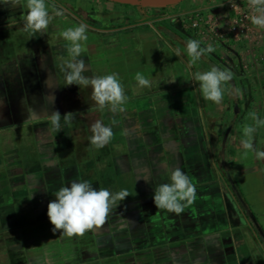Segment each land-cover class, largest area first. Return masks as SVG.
Here are the masks:
<instances>
[{"label":"crops","instance_id":"obj_1","mask_svg":"<svg viewBox=\"0 0 264 264\" xmlns=\"http://www.w3.org/2000/svg\"><path fill=\"white\" fill-rule=\"evenodd\" d=\"M223 1L46 0L50 14L52 5L66 11L44 32L47 47L38 59L27 53L35 34L24 31L21 17L26 9L0 5V63H10L0 68V100L7 95L8 103L2 108L0 102V230L10 264L16 263L8 239H17L12 247L19 249L23 264H264V243L254 235L253 221L220 171L222 143L230 130L226 142L230 174L250 205L248 194L258 184L254 176H264L254 154L244 155L239 141L243 127L253 123L251 114L264 119V62L260 60L264 44L251 56L248 70L241 67L239 46L211 44L215 51L191 66L186 52L188 40L200 41L201 48L209 44L185 25L184 14L196 10L221 14ZM81 22L88 25L80 57L88 67L83 74L117 73L128 97L123 113H112L107 107L101 111L91 99L90 87L64 86L59 58H67V42L60 33ZM17 34L23 44L17 42ZM32 61L39 63L41 85L30 83ZM212 67L233 73L234 84L222 85L219 105L206 101L193 79L196 72ZM137 72L159 82L158 86L138 88ZM27 93L57 94L58 101L42 102L37 107L44 111L33 114L25 99L20 105L15 101L14 95ZM48 109L62 115L58 133L50 130ZM69 112L75 115L70 126L63 120ZM97 120L114 133L101 149L89 139ZM19 124L35 127L29 141L25 131L14 130ZM31 143L33 151L28 148ZM255 147L264 150V127L255 134ZM105 159L106 167L123 182L134 184L136 198L119 203L103 226L82 237L53 232L47 206L56 200L55 191L70 187L72 180L94 181ZM210 166L216 172L214 181H210ZM175 167L189 176L197 190L194 202L179 215L157 209L153 201L155 187L170 183L169 170ZM263 201L264 197L256 206L264 207ZM255 216L264 230V213Z\"/></svg>","mask_w":264,"mask_h":264},{"label":"clouds","instance_id":"obj_2","mask_svg":"<svg viewBox=\"0 0 264 264\" xmlns=\"http://www.w3.org/2000/svg\"><path fill=\"white\" fill-rule=\"evenodd\" d=\"M232 4V0H229ZM0 5L10 8L20 7L26 9L22 14L24 31L32 34H43L55 17L65 14V9L52 5V14L46 5V0H0ZM250 10V23L257 30H264V0H247ZM235 7L234 4H232ZM88 25L80 23L78 26L69 27L60 33V36L67 42V58L60 57V68L64 73L65 85H77L80 88H91V99L98 108L103 111L106 107L112 113H123L126 111L128 97L120 82L117 73L107 75L85 76L83 73L88 70L84 59L80 58L85 51L82 44L87 41ZM215 48L209 44L201 48L200 41L188 40L186 52L190 58L189 65L195 64L205 53L214 52ZM180 50H175L179 56ZM233 73L230 70H221L212 67L205 72H196L193 79L199 82L203 98L219 105L223 100L224 89L222 85L231 81ZM137 87L151 88L154 83L142 73L137 72L134 77ZM175 80L171 81L174 82ZM239 94V89L236 90ZM61 114L54 111L49 115L50 130L56 133L62 130ZM75 118L74 113H65L63 120L65 125H71ZM252 124L245 125L242 129V138L239 147L244 155L253 153L257 161H264V150L255 147V134L258 129L264 127V119L259 118L255 113L251 114ZM92 136L90 144L96 149L105 147L113 139L114 133L111 126H105L102 121L97 120L91 125ZM239 163V158L236 159ZM146 182L149 177L140 176ZM170 183L160 184L155 187L153 201L157 209L166 210L169 213L181 214L185 207L194 202L197 190L189 176L180 167L169 170ZM56 200L49 202L47 216L53 225V232L59 231L62 236L72 238L82 237L86 232L98 229L103 226L109 214L119 206L120 201L131 195L127 189L118 192H111L107 188L96 189L87 181L72 180L69 186H61L54 193ZM126 222H132L126 219Z\"/></svg>","mask_w":264,"mask_h":264},{"label":"rangeland","instance_id":"obj_3","mask_svg":"<svg viewBox=\"0 0 264 264\" xmlns=\"http://www.w3.org/2000/svg\"><path fill=\"white\" fill-rule=\"evenodd\" d=\"M47 39H48V36H46L44 33L43 34L35 33V36L33 37V41L31 42V45L28 46V49H27V51H28L27 53L29 54V57H31V59H38L37 56H40L42 54V50L45 49L43 47H47V45H46V43H47L46 40ZM20 44H23V42H21ZM45 52L46 51H44V53ZM32 63H33L34 67L32 66L33 67L32 70L30 69V71H31L30 83H31L32 86H36V85H39V84L41 85L42 81H44V78H43V74L41 72V69H38L39 68V63H37V62L34 63L32 61L31 65H32ZM8 64H10V63H6V64L2 63V64H0V68H6V67H8ZM18 64H20V66H21V64L23 65V61L21 59H18ZM13 65H15V63H11L10 66H13ZM36 83H38V84H36ZM14 96L16 97L15 101L19 105L24 103V102H21L22 101L21 98L25 99L28 102L27 107L29 108V110L33 114H34V112L35 113L39 112V111L42 112L41 110H43V109H40V108L37 107L38 105H40V107H41V103L42 102L49 101L50 104L52 105V104L57 103V101H58V95L57 94H44V93H34V94H30L29 93L28 94L27 93V94H17V95H14ZM6 97H7V95H2V97H1L0 102L2 103V108L6 107V106L8 107V103L5 105V103H6L5 100H7ZM37 108H38V110H37ZM42 108H45V106L43 105ZM47 111L49 113H52L54 111H59V110L48 109ZM86 111H89V110H86ZM5 112H7V110H5ZM34 128L35 127L21 126V124H19V127L17 128V130L16 129H14V130L16 132H20V133L25 131L24 133H26L25 134L26 135V139H27V141H29L30 136L32 135L31 134L32 132H30V130H33ZM28 148H29V150L33 151L34 150V144L33 145H32V143L29 144ZM96 154H97V156L100 155L99 152L96 153ZM254 160L256 161L258 169L263 173V176H264V163L261 165L259 163L261 161H257L255 159V157H254ZM88 162H90L92 164V160H89ZM102 163L103 164L97 170L96 179L94 181L90 182L93 185V187L98 189L101 186V188H107L111 192H118L121 189H127L128 192L131 195L126 197L124 201H120L118 203H126V202H128L130 200H134L136 198L134 184L133 183H125V182H123L121 180V178L119 176H117V174L112 172L110 170V168L106 167V163H107L106 159L103 160ZM253 180L257 181L258 184L259 183H261V184L259 186H256L258 184H255L253 187L251 186L252 187V193L248 194V196H249L248 200H249L250 207H251L253 213L256 212V214H261V213H264V207H260V208L257 207L255 202H257L258 203L257 205H259L262 202V199L264 197V187H263L264 178L263 179H260V178L258 179L256 177V175H255ZM251 181H252V179H251ZM262 183H263V185H262ZM3 218H4V220L6 219V221H4V223L8 224L7 217H3ZM0 233H3V232L0 230ZM3 236H5L4 233L0 234V264H10L8 255L5 252V248L3 246V242H2V237Z\"/></svg>","mask_w":264,"mask_h":264},{"label":"built area","instance_id":"obj_4","mask_svg":"<svg viewBox=\"0 0 264 264\" xmlns=\"http://www.w3.org/2000/svg\"><path fill=\"white\" fill-rule=\"evenodd\" d=\"M235 5V7L232 6ZM225 0L219 4L221 14L196 10L184 14L183 21L193 34L206 44L227 43L239 46L241 67L248 70L251 56L264 44V30H257L250 23L247 0ZM264 62V55L260 57Z\"/></svg>","mask_w":264,"mask_h":264},{"label":"trees","instance_id":"obj_5","mask_svg":"<svg viewBox=\"0 0 264 264\" xmlns=\"http://www.w3.org/2000/svg\"><path fill=\"white\" fill-rule=\"evenodd\" d=\"M12 33L13 32H11V34ZM20 37L21 36H19V34L16 35V40L18 43H20V41H21L22 37L21 38ZM0 64H2V63H0ZM222 144H223V146H222V151H223L222 155L223 156L221 157L222 170L220 169V171L222 172V175L225 178V181L227 183L229 191H231L234 198L241 203V206H242V209H243L245 215H247L250 218H251V215H253L254 218H256V216L254 215L253 211L251 210L250 205L248 204L241 188L239 187V185L237 184L235 179L230 174V170H229V166H228V160H227V156H226V143L224 144V140H223ZM215 177H216V172L212 168V166H210V181H214ZM252 231H253L254 235L256 236V238L259 239L262 243H264V237L259 235V232H258L255 224L253 225ZM15 241H17V239H8V241H7L10 256L16 264H23V258L20 257L21 253H20L19 249L12 247V243Z\"/></svg>","mask_w":264,"mask_h":264},{"label":"water","instance_id":"obj_6","mask_svg":"<svg viewBox=\"0 0 264 264\" xmlns=\"http://www.w3.org/2000/svg\"><path fill=\"white\" fill-rule=\"evenodd\" d=\"M115 1H123V2H128V1H149V0H115ZM232 84H234V80L232 79L230 81ZM230 130L227 131V133L225 134V138H224V144L226 143L228 136H229ZM251 219L253 220V223L256 225L258 232L260 233V235L262 237H264V230L262 229V227L258 224V221L256 220V218H254L253 215H251Z\"/></svg>","mask_w":264,"mask_h":264}]
</instances>
